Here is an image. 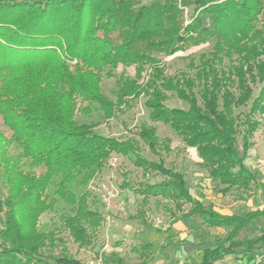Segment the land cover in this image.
Segmentation results:
<instances>
[{"label": "trees", "instance_id": "trees-1", "mask_svg": "<svg viewBox=\"0 0 264 264\" xmlns=\"http://www.w3.org/2000/svg\"><path fill=\"white\" fill-rule=\"evenodd\" d=\"M205 43L210 49L190 71L166 72L165 57ZM119 64L133 66V76L117 74ZM105 77L115 78L111 96ZM171 94L187 107L170 105ZM140 97L150 120L196 149L220 192L234 188L249 198L264 186L244 163L264 114V0H0V116L9 132L7 139L0 132V264H83L68 243L94 247L105 215L86 186L112 154L142 177L163 176L150 182L121 170L120 188L143 201L164 199L173 221L198 216L225 229L197 264H254L264 230L238 234L264 218V208L221 213L191 195L184 172L166 165L161 151L170 150L169 139L160 142L154 125L114 135L76 118L96 111L108 119ZM7 144L17 152L7 154ZM49 211L60 224L46 229L39 220ZM150 248L135 264H148Z\"/></svg>", "mask_w": 264, "mask_h": 264}, {"label": "rangeland", "instance_id": "rangeland-1", "mask_svg": "<svg viewBox=\"0 0 264 264\" xmlns=\"http://www.w3.org/2000/svg\"><path fill=\"white\" fill-rule=\"evenodd\" d=\"M209 49L210 43H205L165 57L166 72L173 74L188 71L190 62L193 60L197 63L200 53ZM115 72L117 74L124 72L133 76L134 67L119 64ZM102 86L103 90L111 96L109 89L115 87V78L105 77ZM143 100V97L133 100L130 108L108 119H104L96 111L91 114L77 113L76 118L78 121L97 123L94 127L96 131L114 135H127V128L137 127L140 123L154 125L160 142L165 138L169 139L170 150L161 151L166 165L184 172L186 185L191 195L199 198L205 205L213 206L221 213L239 215L251 209L264 208V186L256 188L247 199H241L239 196L243 192L234 188L226 193L220 192L218 189L223 185H218L217 181L208 176L200 165L196 149L185 146L168 125L150 120L143 106ZM168 102L173 106L187 107V104L174 94H171ZM239 110L242 111L243 108L236 111ZM258 117L260 126L251 137L252 146L246 152L244 163L255 174L256 179L264 183V114ZM0 132L6 139L9 137L1 116ZM236 147L241 155L243 150L240 136H238ZM5 150L7 154L17 152L11 144L5 145ZM143 153L148 157L156 158L146 148ZM121 170L128 171L130 178L134 176L136 179L150 182L163 179V176L158 174H147L142 177L141 171L135 169L123 156L112 154L108 159V165L103 167L86 186L91 192V202L95 203V206L105 215V223L95 232L94 247L77 249L75 244L68 243L71 252L80 258L83 264H135V261L140 260L137 257L140 250L147 244L151 246L148 264H197L200 261L201 250L213 244L216 237L225 234L223 228L205 226L198 216L173 221V214L168 209L172 210V206L164 199L150 197L143 201L140 196L133 194L130 190L120 188ZM188 208L189 204L185 203L183 210L186 211ZM140 209L144 210V219L126 217V215L136 216ZM57 210V212L64 210L61 203L58 204ZM39 223L46 229L60 224L55 213L51 211L43 214ZM263 230L264 218H257L241 230L238 237L260 235ZM168 242L173 243L168 244ZM231 263L234 262L227 264Z\"/></svg>", "mask_w": 264, "mask_h": 264}, {"label": "built area", "instance_id": "built-area-1", "mask_svg": "<svg viewBox=\"0 0 264 264\" xmlns=\"http://www.w3.org/2000/svg\"><path fill=\"white\" fill-rule=\"evenodd\" d=\"M264 257V252L263 253H256L254 256V264H259L260 262H262ZM234 264V263H231Z\"/></svg>", "mask_w": 264, "mask_h": 264}]
</instances>
